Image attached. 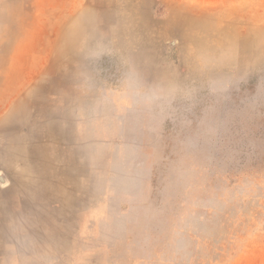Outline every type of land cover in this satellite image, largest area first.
I'll return each instance as SVG.
<instances>
[{"label":"rangeland","instance_id":"374dc122","mask_svg":"<svg viewBox=\"0 0 264 264\" xmlns=\"http://www.w3.org/2000/svg\"><path fill=\"white\" fill-rule=\"evenodd\" d=\"M90 3L1 0L0 43L11 46L15 35L26 46L32 30L53 39ZM96 3L100 31L114 29L115 47L94 65L74 55L62 66H11L10 50L0 51L6 196L25 191L27 175L18 159L22 129L5 128L3 107L18 94L41 106L48 89L73 83L22 78L89 72L97 85L131 95L132 108L116 120V144L105 151L111 218L67 264H264V0Z\"/></svg>","mask_w":264,"mask_h":264},{"label":"crops","instance_id":"0c3cea01","mask_svg":"<svg viewBox=\"0 0 264 264\" xmlns=\"http://www.w3.org/2000/svg\"><path fill=\"white\" fill-rule=\"evenodd\" d=\"M89 1L82 14L60 27L53 39L32 30L26 46L16 42L15 35H11V46L1 42L0 51L10 50L6 63L62 66L70 64L65 58L82 55L81 65H94L100 54L115 47L109 37L114 29L110 25V29L100 31V9L96 0ZM107 4L103 10L114 15ZM88 17L96 19L94 25L82 24ZM35 36L38 42L33 40ZM56 78H70L73 83L66 89H48L41 106L31 103L32 95L18 94L20 98L7 101L11 103L1 111L5 128L22 129L17 143L26 147L18 159L26 162V168H21L27 175V188L6 196L11 183L4 169L0 170V264H67L69 258L83 255L82 249L94 239L98 227L111 218L112 165L105 151L116 144L111 138L115 123L132 108L131 95L115 85H97L89 72L73 77L58 73L52 78L42 72L39 77L22 80L44 82ZM22 114L39 119L29 120Z\"/></svg>","mask_w":264,"mask_h":264},{"label":"bare ground","instance_id":"6f19581e","mask_svg":"<svg viewBox=\"0 0 264 264\" xmlns=\"http://www.w3.org/2000/svg\"><path fill=\"white\" fill-rule=\"evenodd\" d=\"M64 43V42H63ZM65 45V44H64Z\"/></svg>","mask_w":264,"mask_h":264}]
</instances>
